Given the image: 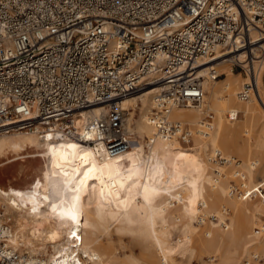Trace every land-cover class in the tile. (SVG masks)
<instances>
[{"label":"bare ground","instance_id":"bare-ground-1","mask_svg":"<svg viewBox=\"0 0 264 264\" xmlns=\"http://www.w3.org/2000/svg\"><path fill=\"white\" fill-rule=\"evenodd\" d=\"M252 53L236 52L201 70L202 102L174 108L165 117L188 133L186 142L158 131L165 118L153 112L154 95L161 89L156 82L118 103L133 143L116 155L58 130L40 136L39 124L36 133H0V157L8 155L0 161V199L15 215L11 242H20L30 255L45 254V264H183L181 244L162 240L164 231L177 225L184 239L194 236L196 244L202 243L199 252L195 248L202 262L203 256L209 264L264 257V233L255 232L264 201L258 194H231L235 186L254 191L264 186V55ZM233 65L245 77L232 81L233 72L225 67ZM221 72L225 79H212ZM244 91L248 98L241 101ZM106 111L105 105L77 111L72 118L79 134ZM84 135L94 137L93 132ZM8 137L14 140L7 142ZM67 146L75 156H62ZM207 148L212 153L205 158ZM216 154L223 165H216ZM27 167L30 176L11 180ZM179 168L188 175L185 184L171 178ZM214 216L218 225L208 222ZM134 222L142 223L144 235L132 231ZM111 228L135 233L149 254L120 260L109 239Z\"/></svg>","mask_w":264,"mask_h":264},{"label":"built area","instance_id":"built-area-1","mask_svg":"<svg viewBox=\"0 0 264 264\" xmlns=\"http://www.w3.org/2000/svg\"><path fill=\"white\" fill-rule=\"evenodd\" d=\"M252 50L264 55V0H0V133H36L39 124L40 136L58 130L116 155L133 143L122 99L156 82L154 112L165 118L202 102L201 70L236 52L253 56ZM95 105L107 111L84 126V134L94 133L88 140L72 116ZM158 131L189 139L166 118ZM214 161L225 162L219 154ZM241 188L231 194L264 201V187ZM12 215L0 199V264H30L29 258L45 264V254L30 255L11 242ZM255 232L264 233V216Z\"/></svg>","mask_w":264,"mask_h":264},{"label":"rangeland","instance_id":"rangeland-1","mask_svg":"<svg viewBox=\"0 0 264 264\" xmlns=\"http://www.w3.org/2000/svg\"><path fill=\"white\" fill-rule=\"evenodd\" d=\"M232 68H230L228 66L225 67V70H232L233 73H232V76L230 77V79L232 81L240 80L243 77H245L244 70L241 67H239L238 65H235ZM220 75L221 76H219V78H217V81H221V80L225 79L224 72H221ZM260 77H261V80H262L263 92H264V69L260 70ZM153 112H154V110H153ZM137 113H138V110L136 109V113H135V117L136 118H137ZM131 132L135 135L136 139L139 138L138 137L139 135L135 132V130H131ZM12 133H14V132H11L10 134H12ZM13 140H14L13 137H8L7 138V142H12ZM4 153H3L2 157H0V161L2 160V158H8V155H6ZM211 153L212 152H211L210 148H207L206 150H204L205 158H207L209 155H211ZM61 154H62V156L64 158L75 156L74 155V151L72 149L68 148V146L61 150ZM94 154H95V152H94ZM144 155H145V153H144ZM235 160L238 161V162L240 161V163L242 164L241 160H239L238 158H235ZM216 165L217 166H221L218 163ZM24 171L15 174L14 179L12 177L11 180L12 181H14V180L15 181H19L24 175H25L24 177L27 178V176H30L33 173L32 169L30 167H27V169L25 168ZM171 178L173 180H175L176 182L177 181H182L183 184H185L187 179H188V175L186 174L185 171L182 170V168H179L178 170H176L174 172V176H172ZM258 182L261 183V181H258ZM259 187H264V186L257 185L255 187L256 188L255 191H257ZM256 200H257V202L260 201V199H258V198ZM139 202H140V199H138V201H137L138 205H140ZM12 216H13V219H14L15 215L13 214ZM257 220L261 224L262 216L261 217H257ZM208 222H211V223H213L215 225H218L219 224V218H218V221L213 222L211 220H208ZM13 227H14V225H13ZM131 227L133 228L132 231L134 230L136 232H140L143 235H144V233H146L144 231V227H143L141 222H134ZM161 227H165V226L163 225ZM199 228L202 229L203 226H201ZM164 232L166 233V235L165 236L163 235L162 240L166 244L173 245V246L176 243H180L181 244L180 251L183 253V256H180V258L182 259L183 264H205V262H207V264L210 263V262H208V258L206 256H203V261L204 262H202V260L199 257H197V252H196L195 248H197V246H198V252H199L200 249H201L202 243L201 242H197V244H196L195 241H194V236H191V239H189V240H187L185 238L186 239L185 240L183 238V236L181 235V231H180V229H179V227L177 225H171ZM109 239L112 242V245L115 247L116 256L120 260H125L127 258L137 259V258H140V257L144 256L145 254H149L147 251H144L145 245H144V243H142V241L137 239V236H136L135 233L133 234V233H130V232H126V233H119L118 234V233L115 232V229L111 228V231H110V234H109ZM150 250H152V249H150ZM242 259L243 258H241V261H242ZM215 262H217V261H215ZM241 264H242V262H241Z\"/></svg>","mask_w":264,"mask_h":264}]
</instances>
